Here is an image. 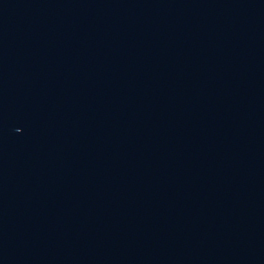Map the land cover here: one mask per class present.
<instances>
[{
	"label": "water",
	"instance_id": "95a60500",
	"mask_svg": "<svg viewBox=\"0 0 264 264\" xmlns=\"http://www.w3.org/2000/svg\"><path fill=\"white\" fill-rule=\"evenodd\" d=\"M0 264H264V0H0Z\"/></svg>",
	"mask_w": 264,
	"mask_h": 264
}]
</instances>
